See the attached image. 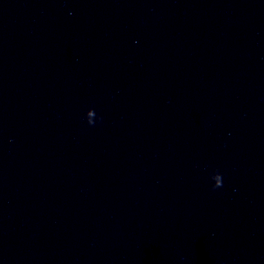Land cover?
I'll return each mask as SVG.
<instances>
[{
    "label": "water",
    "instance_id": "1",
    "mask_svg": "<svg viewBox=\"0 0 264 264\" xmlns=\"http://www.w3.org/2000/svg\"><path fill=\"white\" fill-rule=\"evenodd\" d=\"M0 264H264V0H0Z\"/></svg>",
    "mask_w": 264,
    "mask_h": 264
}]
</instances>
